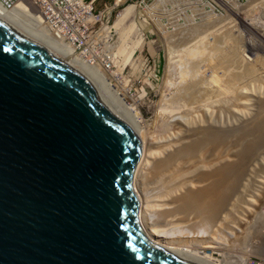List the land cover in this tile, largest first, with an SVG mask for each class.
Listing matches in <instances>:
<instances>
[{"label": "water", "instance_id": "water-1", "mask_svg": "<svg viewBox=\"0 0 264 264\" xmlns=\"http://www.w3.org/2000/svg\"><path fill=\"white\" fill-rule=\"evenodd\" d=\"M139 155L98 82L0 16V264H192L139 226Z\"/></svg>", "mask_w": 264, "mask_h": 264}, {"label": "rangeland", "instance_id": "rangeland-1", "mask_svg": "<svg viewBox=\"0 0 264 264\" xmlns=\"http://www.w3.org/2000/svg\"><path fill=\"white\" fill-rule=\"evenodd\" d=\"M103 2L106 3V7L111 6L112 3L118 5L110 13L111 21L104 26L103 30H100L101 42L95 49V54L103 58L108 57L107 59L110 60L105 64L108 66L106 69L100 67L101 72L107 73L108 76L100 75L96 68L90 69L89 74L99 84L101 81L105 82L108 77V86L115 91H108L106 94H109L110 97L118 96L121 101H124V105L138 116L137 119L145 127L151 142L155 146H159L169 140L177 141L176 139H181L182 135L186 139L187 133L191 134L190 132L197 129L199 125L206 126L207 124L213 125L215 129L222 128L226 133H230L227 139L229 142L225 141L228 144L219 143L218 140L212 146H207L199 151L200 153L193 154L197 161H200L199 166L196 164V159H192L193 156L188 155L190 158L185 159V171L183 170L185 175L181 179L180 190L173 189L172 191L175 192L172 194L167 187L168 192H171L168 198L175 201V197L185 194L187 188L189 190L194 183L195 185L198 181L200 183L201 181L198 179H201L202 174L205 173L202 171L210 165V168H213L214 164L211 162L218 164H215V167L221 166L223 161L227 164L241 163L236 178L231 180L229 207L227 206L225 210L232 211L233 214L231 213L230 217L234 218V215L239 213L237 208L235 210V204L240 199L253 210L251 213H255V216L250 215L244 220L246 221L244 223L230 224L228 221L230 225L228 224L226 227L227 220L222 221V218H228L229 213L227 211V214L224 210L221 213V215L224 213L222 218L221 216L219 219L215 218L222 221L221 227L219 224L218 226L215 224L219 223L218 221L213 222L216 227L213 226L211 229L197 234L196 237L190 235L193 236V240L187 234L184 237V233L179 232V229L183 228V224L185 228L187 227L188 218L181 220L180 223L175 219L174 227L177 226L179 231L177 232V227L173 231H176L178 239L190 248L195 246L196 248H193L197 250L198 254L216 264H231L229 262L235 261V259L237 261L239 257L264 259L261 252L258 251L262 242V232L264 233V196L254 195L253 192L244 194V190L248 191L253 172L261 169L264 165V157H262L264 156V141L255 147L253 154L248 159L242 161L245 158L244 149L247 147L245 144H248L251 138L246 135L247 128L255 121H264V41L262 40L264 39V0H98L94 7L100 9ZM226 8L239 12V16L244 19L245 23L247 22V25L249 24L255 29L240 24ZM223 35L238 37L237 45L239 46L236 49L241 57L238 61L240 65L237 62L238 65L231 66L226 74L220 73L211 77L216 84L213 83L215 94L212 93L211 97L207 98L209 101L206 102L204 99L205 102L202 100L201 103H197L191 108L186 101L180 99L185 105L188 104L180 105V97L173 98L174 95L177 96L176 87L173 89V86L180 80L176 67L177 62L184 55V48L195 41L197 44L203 45L212 43L213 39V43H215L218 41V37L223 38ZM179 40H184L183 44L178 45L181 42ZM228 41L231 44V41ZM225 44L229 46L226 42ZM242 64L247 65L244 68ZM242 66L243 68H241ZM246 66L258 68L259 70L254 74L256 76L243 80L244 82H239V84L232 81L234 85H228L230 75L244 73ZM200 70L202 72L204 67H201ZM171 93L173 94L171 95ZM182 102L181 104H183ZM258 116L259 119L261 116L263 117L259 120ZM187 129L191 131H187ZM164 136L166 137L164 138ZM224 155L227 159H222ZM215 158L220 163L215 161ZM208 170L210 169L205 171ZM258 186L264 188V184H258ZM163 197L167 200L166 196ZM245 197H247L246 200ZM162 204L165 203L162 202ZM173 213L175 211L171 214ZM185 217L187 216L185 215ZM193 220L192 218L190 222ZM223 223L226 224L223 226ZM178 235H181V238Z\"/></svg>", "mask_w": 264, "mask_h": 264}, {"label": "bare ground", "instance_id": "bare-ground-1", "mask_svg": "<svg viewBox=\"0 0 264 264\" xmlns=\"http://www.w3.org/2000/svg\"><path fill=\"white\" fill-rule=\"evenodd\" d=\"M22 10H23V8L20 4H17L15 7H12L10 9V11L3 10V7L0 5V16L5 18L6 20L10 21L11 23L16 25L17 27H19L23 31L30 34L31 36H33L39 40L46 41V42L50 43L51 45H53L55 51L58 52L61 56H68L69 55L71 61L74 64L79 65L81 68H83L87 72L89 78H93V76H91L89 74V70L92 68H96L100 75L105 74L103 71H102L103 73L101 72V70H100L101 68L98 69V67H97L98 65L95 67H92V65H89V63H88L89 60L83 56L84 52L78 53L72 49L66 48L65 46H63V47L59 46L56 43H54L52 40H50L49 38L45 37L44 34L42 33V31L40 29H38L35 25H33L31 22L28 23L27 19H21L20 20L19 16H20ZM226 10H227V8H226ZM228 10L232 14V16H234L240 22V24H243L244 26L246 25L249 28L253 29L252 28L253 26H250L249 24L247 25V22L245 23L244 19L239 16V12L233 11L231 9H228ZM224 27L226 28V26H224ZM256 32H258V31H256ZM259 36H261L260 33H259ZM222 37L223 38L218 37L219 39L217 38L218 41H215V43H213V39H212V43L210 42L208 44H203V45L197 44L195 41V42L191 43V45H188L186 48H184V55L181 57V59H179V62H177V67L175 66L178 70L180 80H179V82L175 83L173 86V89H174V87H176L175 91L177 92V96L174 95L173 98H175V97L179 98L180 97L179 100L181 99L182 101L184 100V102L186 101L191 106V108L196 106L197 103L198 104L201 103L202 100H204V99L207 102V101H209V100H207V98L209 96L211 97L212 93L215 94L213 92L214 91L213 88L215 86H213L214 82H213V79L211 77H213L215 74H220V73L226 74L227 72H229L231 66H235L236 64L238 65V63L240 65V62H238V61H240L241 57H239V54L237 53V49H236V47L239 46V45H237L238 40H239L238 37L236 38L235 36L233 37L231 35L230 36H228V35L224 36L223 35ZM227 40H230L231 44L229 43V41L227 42ZM262 40L264 41V39H262ZM179 41H181V40H179ZM183 41L184 40H182L178 45H180ZM225 42L227 44L229 43L228 44L229 46H227L225 44ZM182 53H183V51H182ZM245 65H247V64L243 65L244 68H245ZM243 66L241 68H243ZM252 66H250V67L246 66V70L244 73L239 74L236 72L237 75L235 73H234L235 75H233V74L230 75L231 77L229 78L230 80L228 81V85L229 84L234 85V83L239 84V82L240 83L244 82L243 80H247L248 78L249 79L252 78V76H256L254 74L259 69L255 68V66L254 67H252ZM201 67H204L205 72H204V70L202 71L204 73L201 72V70H200ZM234 71L235 70L233 68V72ZM206 73H207V75H206ZM109 74H110V72H109ZM105 75L108 76L107 73ZM108 80L109 79L107 77L106 81L105 82L101 81L100 84L96 80L99 84V87L101 86L100 90L102 92L105 91L104 92L105 94L108 93V91L109 92L115 91L111 87L108 86ZM232 81H235V82L232 83ZM214 84H216V83H214ZM220 84H222V83H220ZM218 92H219V90H218ZM172 94L173 93H171V95ZM174 94H176V93H174ZM106 95L108 96L110 102L112 103L114 110L120 112L130 122L132 128L139 135L140 155H139V159L136 163V166L134 168V171L132 173L131 186H132V190H133V193L135 195V198L137 200V220H138L139 226H140L144 236L146 237V239L149 242L158 246L162 250L167 251V252H171V253H178V254L182 255L189 263H192V264H216V263L210 261L205 256L198 254V252H196L197 250L194 249V248H196L195 246H193L194 248L193 247L190 248V246L188 247L186 244H184V242H182V240L178 239V237L176 235V231H173L174 228L177 227V226L174 227V224H176V222L174 220L176 219L177 222L180 223L181 220L183 221V219L188 218L189 223L187 224V227L185 228L184 224H183V228L181 227V229H179L180 231L178 230V227H177V232L178 231L180 233L183 232L184 237L186 236L185 234H187L189 236V238L192 240H193V236L191 237L190 235H194V237H196L197 234L203 233L206 230L211 229L213 226L216 227V225H214L213 222L215 223L218 221L219 223H215V224H217V226L219 224V226H220V223L222 221L227 220L226 221L227 225H225L226 227L228 226L229 223L231 224V223H237V222H239V223L246 222L244 220H246V218L249 217L250 215L251 216L254 215L255 213L252 214L253 210H251L248 207V205H246V203H244L240 199L235 204V210L237 208V211L239 213L237 212L238 214L236 216L234 215V218L230 217L233 214L232 211H230V210H227L229 213L228 218L227 217L222 218V215L224 213L221 215V213L225 210V208L227 209V206L229 205L228 203H229L230 193H231L230 192L231 180L236 178V175L238 174V169H240L241 163L227 164V162L223 161V163L221 162V164H220L221 166L215 167L214 165L217 163L211 162L214 164L213 168L211 169L210 168L211 165H210V167H208L210 170L205 171L206 169H208L205 166L206 169H204V171H202L205 173H203V174L201 173L202 177H201V179H198L201 181L200 183L198 181L196 185H195V183H194V185L192 184L193 187H191L189 190L187 188L188 192L186 191L185 194H182V195L180 194L179 196H177V198L175 197V199H176L175 201H174V199H169L168 197H169V195H171V192H172V194H174L175 191H172L173 189L174 190H176V189L180 190L179 187L181 185V179L185 175V172H183V170L185 171V169H184L185 168L184 164L186 163L185 159L187 160L190 158V156L188 157V155L193 156L192 159H194L195 158L194 155L196 152L200 153L199 151L203 150L207 146H212L214 143H217L218 140H219V143L220 142H223V143L229 142V140L227 141V139H228V135L230 133L229 134L226 133V131H224V129H222V128L221 129H218V128L215 129V127H213V125H208L207 123H206L207 127L205 125H199L198 124L199 127L197 129H193V130H195V131L192 130L193 132L190 129H187V131L188 130L191 131L190 132L191 134L186 132L187 133L186 139L183 138L184 135H182L183 137H180L181 139H176L177 141H170L169 140V142L160 144L159 146H155L151 142V139L148 137V132L146 133L145 127L143 125H141L140 120L137 119L138 116L135 113H133L130 108H127L124 105V101H121V99L118 96L110 97L109 94H106ZM173 98L171 97V100ZM205 100H204V102H205ZM181 102H180V105H183V106L188 105V104L185 105L184 102H182L183 104H181ZM163 107H164V105H163ZM261 117H263V116H261ZM261 117H260V119H261ZM258 119H259V116H258ZM247 129L248 130H247L246 135H249V137H251V138H250L249 143L247 142L248 144H245L247 147H245L244 152H243V155L245 156L244 159L242 158L243 162L253 154L255 147L256 146L258 147V145L261 144L262 141H264V140H262V139H264V138H262V136H264L263 135V133H264V121H255V123H253ZM161 130H163V129H161ZM163 135H164V133H163ZM165 137L166 136H164V138ZM226 144H228V143H226ZM221 149H222V147H221ZM223 150H224V147H223ZM257 155H258V153H257ZM197 156H199V155L197 154ZM262 157H264V156H262ZM223 158H225V155H224V157H222V159ZM219 159H220V157H219ZM225 159H227V158H225ZM190 161H191V159H190ZM215 161H218V163H220L219 160H217V159ZM191 162H193V160ZM198 163H200V161L198 162L196 159V164H198ZM198 166H199V164H198ZM207 166H209V165H207ZM201 174H199V175H201ZM252 175H251L252 179H251L250 186L248 187V185H247L248 191L245 192V190H244V194H250L253 192L254 195H260V197L264 196V190H263L264 188H262L261 186H258V184H264V182H263L264 165L261 167V169H258L255 172H253ZM199 178H200V176H199ZM187 186H189V185H187ZM167 187L169 188V190L171 192H168L169 190L166 189ZM247 187H245V189H247ZM177 192H179V191H177ZM177 192H176V194L178 195ZM241 193H243V192H241ZM176 194H175V196H176ZM163 196H166L167 200L164 199ZM173 196H172V198H174ZM170 198H171V196H170ZM246 198L247 197H245V200H246ZM249 198H252V197H249ZM161 199H163V200H161ZM165 200H166V202H165ZM171 200H173V201L171 202ZM162 202L165 204H162ZM232 210H234V208H232ZM173 211H175V213L171 214ZM227 211L225 210L226 213H227ZM185 215L187 217H185ZM220 216L222 218V221L218 220ZM190 217H192L194 219L193 222H190V220H192V218L189 219ZM215 218H218V219H215ZM254 218H252V219H254ZM228 221H229V223H228ZM226 223H223V226ZM174 232H175V234H174ZM183 233H181V234H183ZM179 238H181V235L179 236ZM189 238H187V239H189ZM261 241L262 242L260 243L261 245H260L258 251H260L261 252L260 254H262L264 256V233L263 232L261 235ZM251 261H256V262L262 261V262H264V259H258V258L248 259L245 257H239V259H237V261L235 259V261H232L229 263H231V264H247ZM222 264H224V263H222Z\"/></svg>", "mask_w": 264, "mask_h": 264}, {"label": "built area", "instance_id": "built-area-1", "mask_svg": "<svg viewBox=\"0 0 264 264\" xmlns=\"http://www.w3.org/2000/svg\"><path fill=\"white\" fill-rule=\"evenodd\" d=\"M97 0H0L3 10L10 11L20 4L23 8L19 19H27L42 31L45 37L59 46H65L88 59L89 65L98 69L108 66L109 59L95 54L101 41L100 30L108 24L110 12L102 3L100 9L94 7ZM23 21V20H22ZM96 37V39H95ZM99 60V61H98ZM106 60V61H104ZM247 264H264L251 261Z\"/></svg>", "mask_w": 264, "mask_h": 264}, {"label": "clouds", "instance_id": "clouds-1", "mask_svg": "<svg viewBox=\"0 0 264 264\" xmlns=\"http://www.w3.org/2000/svg\"><path fill=\"white\" fill-rule=\"evenodd\" d=\"M97 1H98V0H97ZM97 1H96V2H97ZM96 2H94V5H95ZM103 3H105V2H103ZM105 4H106V3H105ZM117 6H118V5H116V4L113 5V3H112V5H111V6L109 5V6L107 7V9H109L110 7H113V8H112V10H113L114 7H117ZM112 10H111V11H112ZM110 13H111V12H110ZM114 17H115V15H114ZM110 21H111V18H110V16H109V21H108V23H109ZM107 25H108V24H107Z\"/></svg>", "mask_w": 264, "mask_h": 264}]
</instances>
